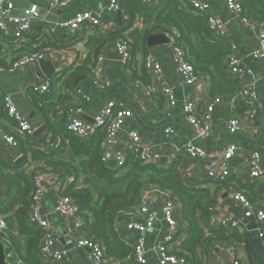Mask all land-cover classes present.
I'll list each match as a JSON object with an SVG mask.
<instances>
[{"label": "crops", "instance_id": "crops-1", "mask_svg": "<svg viewBox=\"0 0 264 264\" xmlns=\"http://www.w3.org/2000/svg\"><path fill=\"white\" fill-rule=\"evenodd\" d=\"M156 1L158 5V0ZM203 1L209 4L213 15L225 24L227 40L234 48V57L242 67L245 66L252 71L253 76L248 81L240 82L239 87L240 90L243 84L250 83L256 90L257 105L252 117L249 115L246 100L240 96L237 89L231 94L227 92L218 94L212 90L209 75L199 74L196 86L184 85L174 65L169 44V38L173 37V34L176 35L174 30L164 32L158 29L146 34L145 53L153 55L162 70V80L155 82L150 75L147 79L141 73L144 52L136 53L133 57V65L125 68L122 67L120 57L115 50L116 41L120 39L115 37V33L123 31V36L128 38L131 31L138 30L145 34L152 29L151 25L144 27L140 16L133 20L124 10H110L107 1L72 0L61 7L52 6L50 0H12L15 14L36 7L40 19L34 21L22 41L14 40L15 27L11 23L2 21L3 29L0 28L2 55L0 113L1 109L3 113V117H0V161L9 166L11 163L26 159V164L19 171L0 167V202L7 203L8 200V189L1 176L2 172L14 174L24 171L26 176L40 179L43 189L39 200L40 215L52 227L56 248L65 252L62 260L51 264H91L88 252L77 248L74 244L75 238L86 226V220L80 216L62 217L56 210L62 191L72 183H76L78 189L88 187L90 182L99 187L108 188V185L97 178L87 157L81 155L75 157L68 141H62L59 136L51 135L50 124L65 127L76 110H82L79 118L84 123H92L97 112L111 102L116 103L118 108L131 112L130 118L123 123L118 133L114 152L123 155L131 152L128 148L131 134L137 133L144 148H150L161 154L158 162L148 164L169 168L173 162L178 161L183 178L187 179L191 186L207 191L204 204L207 215L202 218L200 213L199 222L204 231V240L196 250V259L192 261L190 255L180 248L189 234L190 227L181 218L182 208L179 203L175 211L180 228L174 244L170 247L172 251L190 259L188 264H223L233 259H239L242 264H264V239L258 236L259 232L264 230V224L257 223L255 219H245L232 199V193L239 190L247 195L252 203L264 204V181H251L248 177V159L251 153H259L260 164L264 169V60L254 59L252 56L258 46L257 29L251 22L242 23L241 19L228 9L226 0ZM85 11L101 15L100 27L91 29L85 26L75 35L69 34L65 28L49 34V26L69 21L77 13ZM152 34H164L168 44L148 47V38ZM35 52L42 53V59L54 68L49 78L45 77V69L39 66V60L9 71L20 56ZM100 58L101 61L98 62ZM97 66L101 67L106 79L103 89L92 84V72ZM143 78L149 81L148 85L144 84ZM44 82L50 83V91L45 95L35 93L30 88L32 85ZM163 86L173 90L177 102L170 116H165L168 108L161 93ZM5 95L11 96L21 116L34 130L46 125L45 130L37 138L32 137L37 141H45L52 149L62 151L57 159L69 165V169L49 167L42 162H31L30 153L24 158L20 143L15 146L6 144L3 139L5 135L16 137L19 142L24 138L15 130L16 123L4 115ZM217 96L222 101L215 104L209 137L205 140L194 139L183 106L189 99L196 97L198 106L203 108ZM231 117H237L242 122L244 130L241 133L228 132L227 122ZM169 126H172L176 132L170 137L164 133ZM186 143L202 148L207 156L201 160L188 159L182 148ZM231 144L241 146L243 152L231 161L232 167L226 182L219 184L208 179L206 168ZM102 146L103 140L101 148ZM37 148L43 152L48 151L45 146ZM88 148L90 145L86 144L85 149ZM108 167L118 169L116 166ZM143 193L151 198L150 210L156 213V223L144 234V258L146 264H158V246L168 232V225L162 215L163 199L152 187L146 188ZM92 195L96 196L94 190ZM16 209L17 206L9 214L0 215V220L5 219L6 216H13ZM126 221L128 218L124 215L123 220L118 219L115 222V229L119 234L124 235L126 240L132 242L138 233L126 230ZM223 222L235 223L237 226L233 227L230 224L222 226ZM10 234L22 249V258L14 250L8 253L12 257L8 258L10 263L26 264L23 261V257L26 256L25 240L17 234V230Z\"/></svg>", "mask_w": 264, "mask_h": 264}, {"label": "built area", "instance_id": "built-area-1", "mask_svg": "<svg viewBox=\"0 0 264 264\" xmlns=\"http://www.w3.org/2000/svg\"><path fill=\"white\" fill-rule=\"evenodd\" d=\"M72 0H50L52 6H65ZM107 1L108 8L110 10H120V3L122 0H99ZM150 3L151 0H143ZM189 3L192 8L199 14L205 15L207 19V28L215 36L226 38L227 31L225 24L220 21L210 10V6L203 0H182ZM228 9L234 13L242 23H250L248 19L242 16V7L238 0H226ZM15 7L12 0H0V28L3 29L2 21H7L15 27V33L13 37L15 41H22L29 30L32 28L34 21L40 19L38 9L32 7L24 10L21 14H15ZM257 29V49L252 53L254 59L264 60V24H255ZM101 25V15L93 13L91 11H85L77 13L71 20L58 23L49 26V34H54L57 29L65 28L71 35H75L83 27L87 26L91 29L98 28ZM6 34V33H4ZM130 40L126 37H122L116 41L115 50L120 57L122 67L129 68L133 65V57L131 55ZM169 44L171 46V53L174 65L177 69L179 76L182 78L184 85L196 86L199 81L200 75L196 73L194 67L186 60L185 53L180 46L174 43L173 37L169 38ZM234 48L231 47L229 55L225 61V73L231 79H239L241 82L248 81L253 76L252 71L247 67H242L239 61L233 55ZM43 58V54L40 52L24 54L20 56L12 65L10 72L25 65L36 63ZM2 55L0 52V62ZM101 61V58L98 62ZM143 67L148 75L151 76L153 81L160 82L162 80V70L159 62L151 54L145 55L143 59ZM92 84L103 89L106 85V79L103 75L100 66H97L92 72ZM33 92L40 95H45L50 91V83L44 82L30 87ZM161 93L164 96L166 106L168 108L165 116H170L172 109L176 107V98L173 90L170 87L163 86ZM239 94L246 100L249 108V115L252 117L256 111L257 95L256 90L250 83L243 84L239 90ZM222 100L220 97H215L211 103L207 104L203 108L198 106V99L192 97L183 106L186 120L190 124L193 130V137L197 140H205L211 133V125L214 114L215 104L220 103ZM3 108L5 117L16 123L15 130L20 137H30L34 133V128L25 121L21 116L18 109L15 107L10 95L3 97ZM75 111V109H73ZM82 110H76L74 116L65 124V130L71 133L76 138L81 140H89L96 136L98 133L103 134V146L101 152V161L104 164H108L110 161H114L116 167L121 168L125 165L126 155L114 152V146L118 133L120 132L123 123L130 118L131 112L125 109H120L116 106V103L111 102L102 107L95 115L93 122L86 124L80 118L79 114ZM227 130L230 134L241 133L244 130V126L239 118L231 117L227 122ZM1 133V128H0ZM165 135L170 137L176 134L175 129L169 126L164 131ZM4 141L8 145H17L14 137L11 135H5ZM134 157L140 160L143 164L158 162L161 158V154L157 151H153L150 148H144L142 146L141 138L137 133L131 134L130 143L128 146ZM183 152L190 160H201L207 155L202 148L198 146L186 143L183 147ZM243 152L241 146L231 144L228 145L223 154L211 162L206 168V177L219 184L226 182L228 174L231 170V161L239 156ZM248 177L251 181L261 182L264 181V169L260 164V155L257 152L251 153L248 159ZM153 188V187H152ZM158 192L163 199L162 215L165 222L168 225V232L163 242L158 246L157 262L158 264H188L184 255L175 253L170 248L177 238L180 223L176 216V198L171 195L169 191H160L153 188ZM43 192L40 179L33 177V191L30 196L31 211L28 214V221L42 230L43 236L41 239L40 251L43 264H51L62 260L65 252L56 248L55 239L53 236V230L47 221H45L39 212V200ZM142 193L140 202L131 210L124 213L128 218L125 227L129 232L138 233L137 237L132 241V254L131 260L135 264H146L145 260V242L144 234L153 228L156 223V213L150 210V197L148 194ZM232 199L236 205L240 208L243 217L247 220L255 219L257 223L264 224V204H254L250 198L241 191H235L232 193ZM57 212L62 217H78V207L73 201L67 197L60 196L58 198ZM230 224L233 227L237 225L235 223L223 222L222 226ZM6 224L3 220H0V234L6 232ZM260 239H264V230L258 234ZM130 242V241H129ZM74 244L77 248L86 250L88 252V259L91 264H119L118 261L106 256L103 245L96 239L89 237L82 230V233L75 238ZM8 254V253H7ZM7 258H12L10 254ZM223 264H242L239 259H233L228 263Z\"/></svg>", "mask_w": 264, "mask_h": 264}, {"label": "trees", "instance_id": "trees-1", "mask_svg": "<svg viewBox=\"0 0 264 264\" xmlns=\"http://www.w3.org/2000/svg\"><path fill=\"white\" fill-rule=\"evenodd\" d=\"M156 2V0H151L150 3L143 0H122L120 3V10L130 14L133 20L140 16L144 27L152 26V29L146 31L145 34L138 30L128 34L132 57L141 52H144V56L146 55V34L158 29L164 32L174 30L176 32V35L173 34L174 43L183 49L186 60L194 67L197 74L210 76L213 91L218 94L225 92L231 94L236 89L239 91L241 81L231 79L225 73V61L230 53L231 44L226 38H219L208 30L206 16L197 13L185 1L158 0V5ZM238 2L242 7L243 17L255 24H264V0H238ZM122 33L123 31L115 33V37H124ZM141 70V73L148 79L143 65ZM147 79L143 78L146 85L149 84ZM0 114V117H3L2 109ZM49 129L52 136L57 135L62 141L69 142L75 157L80 155L87 157L97 178L108 185V188L99 187L92 182H87L88 187L78 189L76 183H72L61 193V196L71 199L76 204L77 215L86 220L83 231L103 245L107 257L118 261L119 264H135L131 260L130 243L132 242L116 231L115 222L118 219L123 220L124 213L140 202L146 188L153 187L160 191H169L181 205V218L187 222L190 231L180 248L190 255L192 261L196 259V250L204 240V231L199 222L200 213H202V218L207 215L204 205L207 191L191 186L188 180L183 178L178 161L173 162L169 168H165L162 165L143 164L131 152H128L125 165L112 169L101 161L103 134L98 133L86 141L66 132L64 126L50 124ZM14 139L18 145L20 143L24 158L27 153H30L31 162H42L49 167L70 168L69 165L57 159L62 151L52 149L45 141H37L32 136L25 137L20 142L19 139L16 140V137ZM86 144H89L90 148L85 149ZM38 146H45L48 151H40ZM25 164L26 159L11 163L9 166L0 161V167H8L15 171L22 169ZM83 166L85 167V162ZM1 176L7 185L8 200L7 203L0 202V215L9 214L16 206L17 209L13 216H6L3 219L7 229L6 232L0 234V241L6 245L7 253L14 250L22 258V249L10 234L17 230V234L25 240L26 256L23 257V261L26 264H43L40 251L43 232L28 221V214L31 211L30 196L33 191V178L26 176L24 171L14 174L2 172ZM93 190L96 196L92 195ZM186 260L190 259L186 257Z\"/></svg>", "mask_w": 264, "mask_h": 264}, {"label": "water", "instance_id": "water-1", "mask_svg": "<svg viewBox=\"0 0 264 264\" xmlns=\"http://www.w3.org/2000/svg\"><path fill=\"white\" fill-rule=\"evenodd\" d=\"M118 17L120 19V11L118 13ZM166 44H168V39L166 38L164 34H152L148 38L147 46L154 47V46H162ZM38 64L41 68L43 67L45 69L44 71L45 77L49 78L54 72V68L49 62L42 59L38 61ZM45 128H46V125H42L41 127H39L38 129L34 131L32 136L34 138H37L45 130ZM108 166L114 167L116 166V164L114 161H110L108 162ZM0 264H11L9 259L7 258V247L1 241H0Z\"/></svg>", "mask_w": 264, "mask_h": 264}]
</instances>
